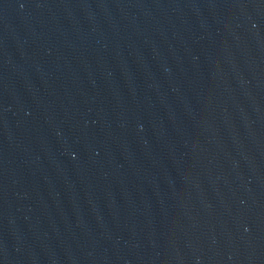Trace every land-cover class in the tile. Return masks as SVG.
<instances>
[{"label":"water","instance_id":"1","mask_svg":"<svg viewBox=\"0 0 264 264\" xmlns=\"http://www.w3.org/2000/svg\"><path fill=\"white\" fill-rule=\"evenodd\" d=\"M0 264H264V0H0Z\"/></svg>","mask_w":264,"mask_h":264}]
</instances>
